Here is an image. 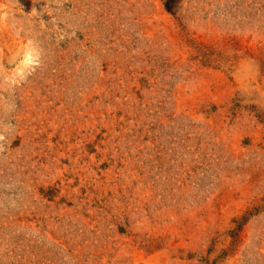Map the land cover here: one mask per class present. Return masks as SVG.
Listing matches in <instances>:
<instances>
[{"label": "rangeland", "instance_id": "374dc122", "mask_svg": "<svg viewBox=\"0 0 264 264\" xmlns=\"http://www.w3.org/2000/svg\"><path fill=\"white\" fill-rule=\"evenodd\" d=\"M0 264H264V0H0Z\"/></svg>", "mask_w": 264, "mask_h": 264}, {"label": "bare ground", "instance_id": "6f19581e", "mask_svg": "<svg viewBox=\"0 0 264 264\" xmlns=\"http://www.w3.org/2000/svg\"><path fill=\"white\" fill-rule=\"evenodd\" d=\"M28 57V56H27ZM29 60V58L27 59V61ZM25 61V60H24ZM29 62V61H28Z\"/></svg>", "mask_w": 264, "mask_h": 264}]
</instances>
